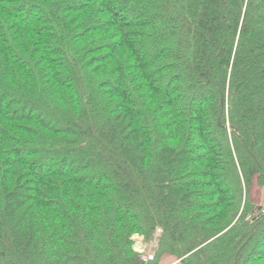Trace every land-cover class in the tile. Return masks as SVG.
<instances>
[{
    "label": "trees",
    "instance_id": "trees-1",
    "mask_svg": "<svg viewBox=\"0 0 264 264\" xmlns=\"http://www.w3.org/2000/svg\"><path fill=\"white\" fill-rule=\"evenodd\" d=\"M255 180L264 0H0V264H264Z\"/></svg>",
    "mask_w": 264,
    "mask_h": 264
},
{
    "label": "rangeland",
    "instance_id": "rangeland-1",
    "mask_svg": "<svg viewBox=\"0 0 264 264\" xmlns=\"http://www.w3.org/2000/svg\"><path fill=\"white\" fill-rule=\"evenodd\" d=\"M250 196L252 198L253 204L257 206L258 209H262L261 214L264 213V188L258 183L257 180L254 181L250 189ZM133 241L135 251L140 253L144 261L148 262L154 259V250L157 247V242L155 240L149 242L142 235H134Z\"/></svg>",
    "mask_w": 264,
    "mask_h": 264
},
{
    "label": "crops",
    "instance_id": "crops-1",
    "mask_svg": "<svg viewBox=\"0 0 264 264\" xmlns=\"http://www.w3.org/2000/svg\"><path fill=\"white\" fill-rule=\"evenodd\" d=\"M161 264H181V263L176 258L166 255L162 258Z\"/></svg>",
    "mask_w": 264,
    "mask_h": 264
}]
</instances>
